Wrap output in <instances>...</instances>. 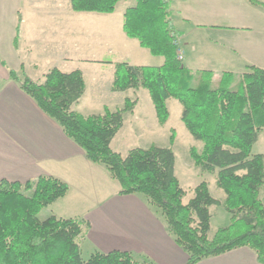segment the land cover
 Instances as JSON below:
<instances>
[{"label": "trees", "instance_id": "trees-1", "mask_svg": "<svg viewBox=\"0 0 264 264\" xmlns=\"http://www.w3.org/2000/svg\"><path fill=\"white\" fill-rule=\"evenodd\" d=\"M76 12L113 13L122 0H69ZM122 15L125 35L151 55L161 56L159 66L114 64L112 92L147 90L157 122L165 125L168 99L181 104V120L201 148L191 146L189 156L203 174L214 176L225 197L214 198L201 181L187 203L175 174L174 132L169 144L130 149L125 157L111 143L123 126L124 114L133 112L138 99L126 98L122 107L83 116L73 106L86 90L81 70L51 68L44 81L9 69V77L80 147L88 160L106 168L117 181L120 194H139L166 223L175 243L187 254L186 264L248 247L264 264V155L252 149L264 129V67L247 65L243 72L192 70L178 59L175 40L181 37L171 20L167 0H134ZM264 12L261 0H246ZM20 17L14 46L19 39ZM69 185L40 175L26 182L0 180V264H153L128 251L81 254L87 224L76 217L51 215L39 220L45 207L64 197ZM222 206L228 225L209 238L210 207Z\"/></svg>", "mask_w": 264, "mask_h": 264}, {"label": "crops", "instance_id": "crops-1", "mask_svg": "<svg viewBox=\"0 0 264 264\" xmlns=\"http://www.w3.org/2000/svg\"><path fill=\"white\" fill-rule=\"evenodd\" d=\"M167 1L172 24L181 33V48L192 47L189 61L193 66L183 62L185 66L211 70L216 76L228 70L209 68L215 60L227 67L241 64L239 72L250 64L264 67L262 10L246 0ZM118 7L101 14L73 11L69 0H0V180L26 182L50 175L67 183L68 193L49 206L60 202L52 215L85 221L87 233L80 245L84 258L96 251L122 250L153 264H186L187 254L175 243L159 213L139 194H120L118 182L106 168L88 160L9 77L13 69L20 77L23 71L34 80L29 74L33 70L39 75L36 81L42 82L51 68L63 71L61 67L79 61L97 66L100 76L107 71L110 89L117 62L161 65L163 57L151 55L125 35L122 15L128 6ZM19 17V39L14 46ZM112 56L118 58L106 60ZM126 98L130 97H123L116 107ZM197 264L261 263L251 249L240 247Z\"/></svg>", "mask_w": 264, "mask_h": 264}, {"label": "rangeland", "instance_id": "rangeland-1", "mask_svg": "<svg viewBox=\"0 0 264 264\" xmlns=\"http://www.w3.org/2000/svg\"><path fill=\"white\" fill-rule=\"evenodd\" d=\"M130 1V3H128ZM134 4V0H122L119 3V10H122L124 6H131ZM79 26V25H78ZM81 27V26H80ZM180 38V37H179ZM178 40L179 48L184 56L186 65L193 66L190 63V56L192 55V47H182L180 45V39ZM224 54H221V57ZM118 58L116 56L106 57V60H114ZM220 64V65H219ZM220 61H214L209 68H221L228 70L226 72L238 73L242 70V66L236 65L234 67H227L221 65ZM63 68V72H71L77 68L86 77L87 85L84 95L80 98L79 102L73 106V108L82 114H99L103 113L104 106H108L111 109H116V103L121 102L125 96L130 99H138V103L133 112H127L124 114V121L122 128L118 131L112 140L111 147L116 152L120 153L122 157H125L130 149L133 148H147L151 144L158 146H167L169 144V137L171 130L174 132V144L173 150L175 153V174L178 177L182 188L185 190L184 203H187L194 195V188L201 181H206L211 195L221 201L224 200L225 194L222 189L218 188L215 184L213 175L203 174L197 167L194 166L193 161L189 156V149L191 146H195L198 149L201 148V143L195 141L192 135L184 126L181 120V104L175 99H168L167 106L170 112V116L165 125H159L157 122L154 106L150 100L149 94L145 89H129L119 94H114L109 88L107 89V71H104L103 76L99 75V68L90 63H77L67 64ZM48 71V70H47ZM46 71V72H47ZM224 71H220V75ZM30 76H36L38 72L30 70ZM218 77V76H216ZM98 78V79H97ZM120 104V103H119ZM124 104V103H123ZM123 106V105H122ZM121 106V107H122ZM120 107V105H119ZM253 154L264 155V129L259 133L258 140L254 144L252 149ZM260 198L264 202V186L260 193ZM48 206L43 208L37 215L39 220H44L53 214V210L57 205ZM211 222L210 231L208 233L209 238H212L215 232L229 223V214L224 210L222 206L210 207ZM84 255L86 252L84 251Z\"/></svg>", "mask_w": 264, "mask_h": 264}, {"label": "built area", "instance_id": "built-area-1", "mask_svg": "<svg viewBox=\"0 0 264 264\" xmlns=\"http://www.w3.org/2000/svg\"><path fill=\"white\" fill-rule=\"evenodd\" d=\"M175 45H176V46H179L178 40H175ZM177 57H178V59H180V60L183 59V54H182L180 48H178V50H177Z\"/></svg>", "mask_w": 264, "mask_h": 264}]
</instances>
